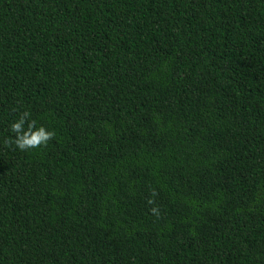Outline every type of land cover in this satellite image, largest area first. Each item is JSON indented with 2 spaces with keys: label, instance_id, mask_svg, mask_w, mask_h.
<instances>
[{
  "label": "trees",
  "instance_id": "16d2710c",
  "mask_svg": "<svg viewBox=\"0 0 264 264\" xmlns=\"http://www.w3.org/2000/svg\"><path fill=\"white\" fill-rule=\"evenodd\" d=\"M0 264H264V0H0Z\"/></svg>",
  "mask_w": 264,
  "mask_h": 264
},
{
  "label": "clouds",
  "instance_id": "9594fccd",
  "mask_svg": "<svg viewBox=\"0 0 264 264\" xmlns=\"http://www.w3.org/2000/svg\"><path fill=\"white\" fill-rule=\"evenodd\" d=\"M25 125H27V127H25ZM10 131L15 134V138H7L5 144L8 146L14 145L16 149L22 152L47 146V144L55 138V132L47 129L43 125L38 127L37 121L31 119V113L28 111L20 114L19 119L11 124ZM151 194L153 197L158 195L154 189ZM148 203L154 205L155 200L150 199ZM151 212L158 217L160 214L159 207H152Z\"/></svg>",
  "mask_w": 264,
  "mask_h": 264
}]
</instances>
